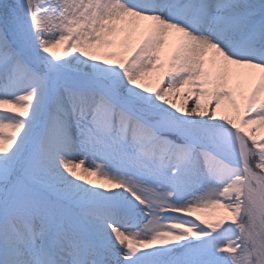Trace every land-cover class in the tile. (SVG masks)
Listing matches in <instances>:
<instances>
[{
	"label": "snow or ice",
	"instance_id": "snow-or-ice-1",
	"mask_svg": "<svg viewBox=\"0 0 264 264\" xmlns=\"http://www.w3.org/2000/svg\"><path fill=\"white\" fill-rule=\"evenodd\" d=\"M0 264H264V0H0Z\"/></svg>",
	"mask_w": 264,
	"mask_h": 264
},
{
	"label": "rangeland",
	"instance_id": "rangeland-1",
	"mask_svg": "<svg viewBox=\"0 0 264 264\" xmlns=\"http://www.w3.org/2000/svg\"><path fill=\"white\" fill-rule=\"evenodd\" d=\"M176 102L181 103V99L179 98V96L177 97ZM179 103H178V104H179Z\"/></svg>",
	"mask_w": 264,
	"mask_h": 264
},
{
	"label": "bare ground",
	"instance_id": "bare-ground-1",
	"mask_svg": "<svg viewBox=\"0 0 264 264\" xmlns=\"http://www.w3.org/2000/svg\"><path fill=\"white\" fill-rule=\"evenodd\" d=\"M177 103H179V102H177Z\"/></svg>",
	"mask_w": 264,
	"mask_h": 264
}]
</instances>
